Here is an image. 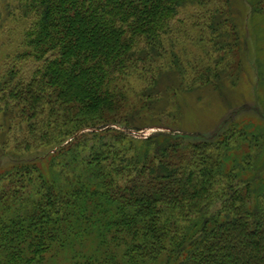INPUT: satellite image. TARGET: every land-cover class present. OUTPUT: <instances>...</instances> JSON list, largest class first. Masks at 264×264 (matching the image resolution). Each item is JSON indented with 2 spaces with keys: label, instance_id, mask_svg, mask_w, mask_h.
Returning a JSON list of instances; mask_svg holds the SVG:
<instances>
[{
  "label": "trees",
  "instance_id": "1",
  "mask_svg": "<svg viewBox=\"0 0 264 264\" xmlns=\"http://www.w3.org/2000/svg\"><path fill=\"white\" fill-rule=\"evenodd\" d=\"M0 1L2 20L25 24L0 70V264H264V186L244 177L252 153L226 167L244 143L259 155L263 135L233 118L203 140L137 137L183 120L168 92L186 78L180 13L200 8L198 43L206 30L220 53L193 84L226 95L264 0H243L248 12L242 0ZM133 77L144 82L135 100Z\"/></svg>",
  "mask_w": 264,
  "mask_h": 264
},
{
  "label": "rangeland",
  "instance_id": "2",
  "mask_svg": "<svg viewBox=\"0 0 264 264\" xmlns=\"http://www.w3.org/2000/svg\"><path fill=\"white\" fill-rule=\"evenodd\" d=\"M8 3L12 7L16 4L14 0H9ZM243 3L242 0L235 7L245 9L248 5L249 9L246 11H251L249 3L246 2V6ZM2 4L4 3L0 1V70L4 68L5 63H9L6 62L9 56L11 58L15 57L21 51L22 32L25 27L23 22L14 23L15 18H8L7 21L2 20V18L7 17V10ZM200 12V8L197 7L186 8L180 13L174 29V39L177 43L176 48H173V50L179 56L178 60L183 63L186 78L182 86L181 76L177 77L176 84H174L177 88L168 92L173 103H176L175 100L182 103L184 108L183 120L179 123L177 120L168 118L171 123L161 127H148L145 124L147 127L137 137L148 138L158 132L171 133L172 131L180 134H191L192 140L196 138L203 140L210 138L217 132L225 121L235 119V124H238L241 130L245 129L248 133H250V129L253 130L251 132L255 130L256 132L253 134L260 132L263 135L261 141L264 143V19L257 18V16L250 19L252 39L250 48L254 56L250 57L247 54L246 57H242L243 61L238 65L240 60L236 58V54L232 53V63H229L230 69L228 70L229 76L221 83L226 85L225 95L222 92L218 93L214 86L205 87L201 82L193 84L197 73L202 71L208 63L214 66L211 60L220 55L210 43L206 30L203 36L204 41L198 43L197 38L200 36L201 30L195 27L194 23L197 18H203ZM11 14L13 16V13ZM246 21H248L247 18ZM252 28H254L256 35ZM169 44H172L171 40L166 45L172 50ZM169 54L174 57L171 51H169ZM170 56L168 60H170ZM8 61H11V59ZM164 62L165 60L162 59V64ZM257 69L260 70V75L257 74ZM143 74H146V72ZM133 84L135 86L131 96L135 100V95L139 94L138 92L143 88L144 82L137 81L133 77L131 86ZM189 87H192V91L189 93H182L180 90L185 88L188 90ZM246 152L252 153L253 168L245 171L244 177L245 179L255 180V187L260 188L264 186V171L259 173L257 171L264 167V146L259 156L256 154L259 152L257 149L250 147L248 142L244 143L236 152L231 153L232 156L228 161L229 165L226 162V167L234 166L244 158ZM259 174H262L260 179H258Z\"/></svg>",
  "mask_w": 264,
  "mask_h": 264
}]
</instances>
